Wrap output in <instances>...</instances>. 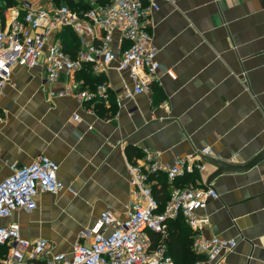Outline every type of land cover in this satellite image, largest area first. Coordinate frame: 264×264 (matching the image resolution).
I'll use <instances>...</instances> for the list:
<instances>
[{"label": "crops", "instance_id": "obj_1", "mask_svg": "<svg viewBox=\"0 0 264 264\" xmlns=\"http://www.w3.org/2000/svg\"><path fill=\"white\" fill-rule=\"evenodd\" d=\"M158 4L148 23L160 68L148 94L118 106L117 95L131 87V80L125 72L100 66L90 72L102 77L108 100L79 101L65 92L72 82L67 76L50 83L41 67H13L0 93V181L10 174V164L28 165L43 155L58 165L63 188L39 193L33 211H15L0 218V226L17 223L23 239H46L54 252L70 255L102 211L123 219L125 206L136 201L129 163L172 166L208 145L211 154L195 181L205 186L217 169L211 162L244 164L264 149V0ZM14 12L20 15L21 5L5 11L1 29ZM65 30L80 42L69 28L58 33L60 42ZM83 38L89 42L92 36ZM81 69L73 81L89 90ZM149 176L152 191L167 184L170 195L176 188L164 171ZM210 183L218 198H208L196 212L198 229L182 217L168 221L163 235L147 231L151 250L162 248L174 264L188 261L192 251L200 257L193 264H209L191 245L196 235L216 236L237 241L226 264H264V160Z\"/></svg>", "mask_w": 264, "mask_h": 264}, {"label": "built area", "instance_id": "obj_2", "mask_svg": "<svg viewBox=\"0 0 264 264\" xmlns=\"http://www.w3.org/2000/svg\"><path fill=\"white\" fill-rule=\"evenodd\" d=\"M172 0H85L89 7L76 11L65 4L39 5L23 1L21 14L14 12L6 29L0 28V93L8 84L15 66L28 69L41 67L45 80L53 83L61 75L72 79L65 92L79 101H104L108 87L98 85L94 91L79 89L74 74L84 65L95 70L100 66L117 73H127L131 87L117 95L119 106L124 99L148 94L157 82L160 68L157 50L152 42L148 17L159 9V2ZM69 28L78 34L80 48L75 58L64 52L58 33ZM84 35L92 36L91 41ZM116 39V46L114 45ZM78 120L79 116L74 115ZM0 114V124L2 123ZM210 146H202L178 158L172 166L156 162L148 167L128 164L130 184L136 201L125 206V216L118 218L112 211H102L75 242L70 255L56 253L46 239L26 240L20 236L17 223L0 226V245L7 247L1 264H31L45 259V264H174L162 248L151 250L147 231L165 234L168 221L182 217L193 230L199 227L198 210L206 207L208 198H218L211 183L203 186L173 188L169 200L160 209L150 186V173L164 171L168 181L176 177L200 173ZM150 158V157H149ZM151 160V159H150ZM10 174L0 181V218L6 219L18 210L31 212L36 208L39 193L55 194L63 188L58 178V165L46 156L37 157L28 165H9ZM237 241L213 236L196 235L192 250L209 264H226L225 258Z\"/></svg>", "mask_w": 264, "mask_h": 264}, {"label": "trees", "instance_id": "obj_3", "mask_svg": "<svg viewBox=\"0 0 264 264\" xmlns=\"http://www.w3.org/2000/svg\"><path fill=\"white\" fill-rule=\"evenodd\" d=\"M59 1H62L65 5H67L71 9H76V11L85 10L89 7L88 3L85 2V0H77V4L74 5V2L72 0H52L55 4H60ZM101 4H106L109 2V0H97ZM13 4V0H0V22H3V13L4 9L8 6H11ZM75 7V8H74ZM66 31V30H65ZM67 32V31H66ZM68 33V32H67ZM62 48L64 52H66L70 57L75 58L78 49L80 48V42L76 35H73L72 33H68L64 40L61 42ZM84 72L83 74L86 75V83L89 85H86L84 87H89V91H94V89L103 83L102 77L94 76L91 72V66L90 65H84ZM82 70V69H81ZM82 70V71H83ZM155 176V175H152ZM199 178V175L197 172H194L192 174H187L182 178H175L173 180V184L175 187L178 188H184L188 186H196L195 181ZM166 185L162 184L159 189H154L153 195L157 202L159 203V208L162 209L165 204L169 200V193L166 192ZM181 217H178L176 220H180ZM191 244H189L190 246ZM7 251L6 246L0 245V260L5 256ZM188 261L186 262H176L175 264H193L198 258V255L194 254L192 251H188Z\"/></svg>", "mask_w": 264, "mask_h": 264}, {"label": "water", "instance_id": "obj_4", "mask_svg": "<svg viewBox=\"0 0 264 264\" xmlns=\"http://www.w3.org/2000/svg\"><path fill=\"white\" fill-rule=\"evenodd\" d=\"M208 159L204 158V161L206 162ZM264 160V149L258 153L255 157H253L250 161L244 163V164H227L221 161H213L211 162L215 167L217 168L216 171L211 175V177L208 178L207 184H209L216 176L228 173V172H246L256 166L258 163Z\"/></svg>", "mask_w": 264, "mask_h": 264}, {"label": "rangeland", "instance_id": "obj_5", "mask_svg": "<svg viewBox=\"0 0 264 264\" xmlns=\"http://www.w3.org/2000/svg\"><path fill=\"white\" fill-rule=\"evenodd\" d=\"M23 1L25 0H13V4L11 6H8L4 9V14H3V18L5 17V11H9L10 9H12L13 7H17L18 5H23ZM26 1H31V2H34V3H38L39 5H43L45 4L46 2L50 1L51 4L53 5H60V4H64L62 1H59L60 4H55L54 2H52V0H26ZM74 2V5L77 4V0H72ZM75 8V7H74ZM71 9V8H70ZM77 8H75L74 10H76Z\"/></svg>", "mask_w": 264, "mask_h": 264}]
</instances>
